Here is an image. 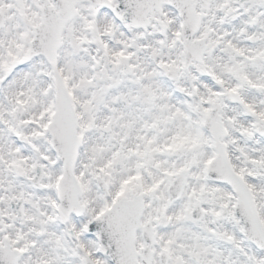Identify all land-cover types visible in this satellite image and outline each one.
<instances>
[{"label": "snow or ice", "instance_id": "obj_1", "mask_svg": "<svg viewBox=\"0 0 264 264\" xmlns=\"http://www.w3.org/2000/svg\"><path fill=\"white\" fill-rule=\"evenodd\" d=\"M0 264H264V0H0Z\"/></svg>", "mask_w": 264, "mask_h": 264}]
</instances>
